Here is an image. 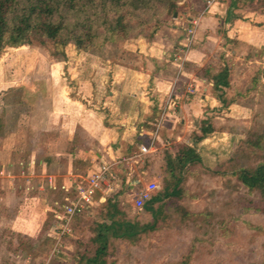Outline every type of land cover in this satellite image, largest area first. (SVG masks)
Wrapping results in <instances>:
<instances>
[{
	"label": "rangeland",
	"instance_id": "obj_1",
	"mask_svg": "<svg viewBox=\"0 0 264 264\" xmlns=\"http://www.w3.org/2000/svg\"><path fill=\"white\" fill-rule=\"evenodd\" d=\"M230 1L215 0L207 7L206 0H176V13L167 17L159 33L176 35L180 28L190 27V21H198L202 12L205 14L214 6L225 10ZM236 11L246 16L242 18L246 32L258 30L264 24L262 0H239ZM223 27V21H219L217 33L222 32ZM198 28L201 29L200 26ZM246 45L245 42L236 39L227 41L226 38L215 42L218 59L212 61L219 60L222 54L227 55L224 50L228 47H232L234 53L226 58L235 66L232 86L224 94L226 103L221 108L218 100L213 109L208 108L209 105L196 109L195 113L187 115L189 131H184L185 127L177 130L197 140L203 125L212 126L213 131L206 137L209 149L205 151L204 163L182 172L181 193L163 200L153 230L139 234L134 241L110 238L108 264H264V213L246 209L249 201L259 199L258 193L248 191L231 174L237 168H254L264 161V149L249 145V141L264 132V76L260 75L253 81L256 73L264 69V46L251 48ZM122 49L107 46L102 53L95 54V51L78 52L71 45L64 48L61 54V50L52 45L6 48L0 57V89L13 85L14 88L9 90L16 91H8L0 99V113L2 109L7 110L4 120L10 127L4 134V140L35 143L43 138L39 135L42 130L33 127H41L45 115L32 109L37 101L27 91L41 85L40 89L48 92L46 84L50 74L61 75L62 89L71 86L70 77L87 75L93 67L105 77L109 69L105 66L106 62L93 64L95 62L91 60L124 58L127 55L122 54ZM236 52L240 57L235 56ZM244 58L245 61L242 60ZM54 59L66 60L67 65L62 68ZM249 60L253 63H247ZM212 64L215 67L218 65L217 61ZM243 70L247 73L246 77L240 75ZM39 77L44 79L40 84ZM24 90H27L26 102L15 103ZM99 91L104 95L105 89ZM211 92L214 97L220 94L214 87ZM216 107L221 109L216 110ZM12 132L16 135L13 136ZM161 174L159 181L152 180L157 185L152 195L163 191L165 183L168 182L170 188L174 184L166 171ZM131 188L113 195L121 213L117 217L140 225L153 224L150 212L134 207L133 195L138 189ZM11 198L9 202L12 203ZM9 205L7 208L0 203V264H78L81 255L93 254L95 246L92 238L97 225L107 221L106 206L87 209L75 216L73 231L62 238L60 245H56L57 230L52 217H49V226L43 225L40 233L31 238L10 229L16 206Z\"/></svg>",
	"mask_w": 264,
	"mask_h": 264
},
{
	"label": "crops",
	"instance_id": "obj_2",
	"mask_svg": "<svg viewBox=\"0 0 264 264\" xmlns=\"http://www.w3.org/2000/svg\"><path fill=\"white\" fill-rule=\"evenodd\" d=\"M230 3L225 10L214 6L199 15L194 44L188 45L180 38V31L176 35L157 33L152 39L128 40L123 44L129 53L126 57L91 60L93 64L106 62L109 69L105 77L93 67L87 75L67 78L72 89L69 85L62 89L61 75L50 74L48 92L42 91L41 85L30 89L32 93L24 90L17 104L26 102L27 91L37 101L32 109L45 115L41 127L32 126L42 130L39 135L43 138L35 143L4 140L10 127L4 120L7 110H1L0 203L7 208L9 204L16 206L10 223L13 232L37 236L49 217L55 215V204L64 196L61 187L71 186L102 164L112 165L118 182L114 194H119L159 181L161 172L167 169L165 151L173 154L175 144L194 147L204 163L208 138L192 140L177 130L185 127L184 131H189L187 115L207 105L213 109L218 103L211 90L213 77L224 62L219 58L217 67L212 64L216 62L212 59H218L215 42L226 38L245 42L251 48L264 46V24L258 30L244 31L242 18L246 16L230 20ZM219 21L224 27L217 33ZM224 51L232 83L235 66L226 58L230 53L233 56V48ZM54 61L62 68L67 65L66 60ZM240 75L246 77L247 73L243 70ZM40 78L38 84L44 81ZM10 88L14 86L0 89V99ZM102 88L104 95L99 91ZM220 105L222 108L221 102ZM141 144L149 147V153L139 158ZM114 194L98 195L89 209H108L107 199ZM10 197L14 202H9Z\"/></svg>",
	"mask_w": 264,
	"mask_h": 264
},
{
	"label": "trees",
	"instance_id": "obj_3",
	"mask_svg": "<svg viewBox=\"0 0 264 264\" xmlns=\"http://www.w3.org/2000/svg\"><path fill=\"white\" fill-rule=\"evenodd\" d=\"M239 0H231L229 10L230 20L241 16L234 14L238 9ZM264 4V0H262ZM177 11L176 0H0V57L6 48L27 45L49 46L57 50L74 46L78 52L102 53L107 46L123 48V44L132 39L144 37L152 39L167 22V17H173ZM180 38H186V29L180 28ZM193 44V43H192ZM123 55L129 53L122 49ZM56 55V54H55ZM129 57V56H128ZM224 65L213 77L214 89L221 93L218 100L222 106L226 103L224 92L232 86L229 81V66L222 54ZM264 76L260 69L254 80ZM15 93L16 90H9ZM20 99H16L18 103ZM219 109V108H218ZM217 110V108H216ZM2 118H0V124ZM213 131L211 125H203L198 141L203 140ZM249 145L256 149H264V132ZM175 152L165 153L166 172L174 180L170 188L165 183L163 191L151 195L142 211L151 213L153 224L140 225L137 222L123 220L117 216L120 213L118 202L112 195L107 199L106 218L109 223L97 225L92 238L95 246L93 254L81 255L78 264H108V249L110 238L134 241L139 234L153 230L161 203L166 198L177 197L181 190L182 172L191 166L201 163V158L192 146L184 143L175 145ZM250 192L258 193L257 201H249L246 209L264 213V161L254 168L240 167L231 173ZM55 220V215H53ZM49 226V221L44 225Z\"/></svg>",
	"mask_w": 264,
	"mask_h": 264
},
{
	"label": "built area",
	"instance_id": "obj_4",
	"mask_svg": "<svg viewBox=\"0 0 264 264\" xmlns=\"http://www.w3.org/2000/svg\"><path fill=\"white\" fill-rule=\"evenodd\" d=\"M215 0H206L207 7ZM191 26L186 28L187 44L194 40L195 26L197 21H190ZM149 153V147L145 144L139 146L138 157L142 158ZM117 176L109 163L102 164L98 170L79 177L71 186L63 185L61 190L64 193L62 199L56 202L55 225L57 230L56 245H60L62 238L73 231V220L89 209L95 202L98 195L114 194L117 188ZM157 188L155 182L148 183L134 193V207L141 209L144 203L150 199L152 192Z\"/></svg>",
	"mask_w": 264,
	"mask_h": 264
}]
</instances>
